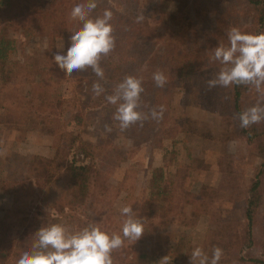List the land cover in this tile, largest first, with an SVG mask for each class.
<instances>
[{
    "label": "trees",
    "instance_id": "obj_1",
    "mask_svg": "<svg viewBox=\"0 0 264 264\" xmlns=\"http://www.w3.org/2000/svg\"><path fill=\"white\" fill-rule=\"evenodd\" d=\"M3 1L0 0V5H3ZM95 2L97 7L90 14L91 18L102 16L105 10L113 14L110 23L114 29L115 48L100 61L104 70L103 79L97 77L91 68L74 71L71 77H65L64 72L55 65L54 56L43 51L24 56V62L30 60L31 64L13 61L11 70L0 73V81L4 84L0 86V98H5L7 104L17 103L18 107H27V103L22 102L23 96H11L10 91L15 85L31 83L29 94L34 99L43 98L41 107H51L50 119L44 121L46 126L40 128L41 131L54 133L56 122H62V133L52 159L27 158L23 162V171L17 175L10 173L2 179V188L10 192L12 204L7 215L0 219V264H16L23 252L31 249L36 239L34 234L42 226L59 222L64 226V221H67L65 224H69L75 233L97 224L110 236L114 234L113 223L105 220L100 206L102 203L111 204L123 184L114 188L106 186L94 165L75 166L67 162L68 152L77 139L64 130L71 121L76 126H82L81 114H90L89 111L97 114L101 107H108L114 115L124 101L121 99L113 105L106 100V96L114 94L116 85L125 77L133 76L142 80L144 88L136 110L147 114L152 108L163 105L166 111L159 121L149 118L142 126L139 122L131 125L132 135L144 142H158V145L167 139L174 148L179 134L193 132L174 121V99L178 89L188 84L192 94L200 91L199 95L215 90V87L209 88L207 84L221 67L219 62L212 59L213 50L221 44L228 46V32L231 28L239 29L235 27L237 17L250 18V26L245 31L239 29L242 33H264V0H245L242 10L218 9L200 0ZM85 3L87 0H23L20 10L0 20V66L5 65L11 54L17 51V40L5 35L6 28L10 26L18 28L23 37L29 38L34 34L33 26L40 25V35L64 40L61 54L66 53L70 46V35L82 27L81 21L70 18L71 10ZM171 3L177 4V8L167 17L158 19L162 4ZM140 15L144 18L137 22ZM12 20L18 22L11 24ZM16 32L17 29L14 34ZM158 70L167 76L163 88L157 87L152 79ZM94 83H100L105 91L96 95L92 90ZM225 88L226 97L222 104L234 119L236 134L259 159L244 190L245 198L240 209L242 220H222L209 214L218 193L238 189L234 183L232 157L227 156L230 159L227 165L223 156L216 163L224 173L223 183L228 180L229 185L219 189L204 186L195 193L185 189V182L190 180L193 173L208 170L210 163L203 156H193L188 151L187 162L183 166L186 177L178 170L175 174L170 173L164 166L152 168L146 198L132 202L137 206L139 217L145 220L144 234L139 240L147 238L150 228L165 224L174 203L180 202L181 210L191 208L190 216L186 217L188 226L197 225L203 216L211 222L198 247H202L209 256L214 247L221 248L223 256L219 264H264L261 259H246L240 255L244 247L252 248L255 245L253 226L264 202V121L241 128L238 114L256 105L260 96L251 85ZM193 134L209 141L217 140L210 133ZM80 149L85 151L83 141H80ZM56 181L62 183L61 196L50 204L42 196ZM127 199L129 202L130 198ZM111 255L114 262L115 251Z\"/></svg>",
    "mask_w": 264,
    "mask_h": 264
},
{
    "label": "rangeland",
    "instance_id": "obj_2",
    "mask_svg": "<svg viewBox=\"0 0 264 264\" xmlns=\"http://www.w3.org/2000/svg\"><path fill=\"white\" fill-rule=\"evenodd\" d=\"M200 1L223 10H242L245 6V0ZM22 3L23 0H4L3 5H0V20L20 10ZM176 8L175 3L162 4V10L157 15L158 19L172 13ZM249 21V17H237L235 27L245 31L246 27L250 26ZM11 22L16 24L18 21ZM16 29L17 32L14 34ZM39 29L40 25L33 26L34 34L26 38L16 27L6 28L5 35L17 40V51L11 54L5 65L0 66L1 74L11 70L13 61L25 65L31 64L30 60L24 62L25 55L31 56L37 51H43L54 56L64 50L57 48L63 39H48L44 34L40 35ZM3 85L0 81V86ZM14 87L10 95L23 96L22 102L27 103V107H18L17 103L7 104L5 98H0V219L7 215L12 204L10 192L2 188L3 177L10 173L17 175L21 170L23 171L25 169L23 162L27 158L52 159L62 133V122H56L54 133L40 130L46 126L44 121L50 119L51 107H41L43 98L34 99V96L29 94L31 83ZM226 91L225 87L216 86L212 93L199 95L200 91H198L192 94L190 86L184 84L178 89L174 99L176 124L178 126L182 124L185 129L188 131L191 129L194 133H210L217 138L216 141H209L192 132V134H179L178 143L174 148L167 139L162 140L160 145L158 142L154 144L150 141L144 142L143 139L139 140L133 136L130 128L121 131L119 121L113 118L114 115L108 107H101L97 114L90 111V114H81L82 126H76L71 121L64 128L67 133H72L77 138L68 152L66 158L68 163H73L75 166L94 165L100 172L101 182L106 186L114 188L123 184L111 204L102 203L100 206L105 220L113 223L111 226L113 233L122 236L124 217L121 215V209L131 205L133 211L137 212V206L132 202L146 198L152 168L164 166L170 173L175 174L178 170L184 174V177L187 176L183 166L187 162L188 151L193 156H203L205 161L210 163L208 170L193 173L189 182H185V189L195 193L204 186L219 189L229 185L228 180L223 183L224 173L216 163L223 156L227 165L230 161L227 156L232 157L231 167L235 176L234 183L238 189L231 191L228 189L218 193L209 214L222 220H242L240 209L245 198L244 190L259 159L236 134L234 119L222 104L225 102ZM106 125L112 129L111 132L105 130ZM80 141H83L84 152L80 149ZM61 190L62 183L56 181L42 197L47 203L54 204L59 200ZM128 197L131 200L129 202H127ZM180 207L182 203L175 202L166 223L150 228L151 232L144 241L134 242L125 239L124 245L114 250L113 264H155V262L162 264L161 260L166 256L168 264H190L193 249L198 247L205 230L212 224L203 216L197 225L188 226L186 217L190 216L191 208L181 210ZM66 222L64 221L66 231L73 233L71 226L65 224ZM253 234L254 247H244L240 255L246 259L252 257L264 261V202L253 226Z\"/></svg>",
    "mask_w": 264,
    "mask_h": 264
},
{
    "label": "clouds",
    "instance_id": "obj_3",
    "mask_svg": "<svg viewBox=\"0 0 264 264\" xmlns=\"http://www.w3.org/2000/svg\"><path fill=\"white\" fill-rule=\"evenodd\" d=\"M96 7L95 0H87V3L78 4L71 10L70 18L81 21L82 27L70 35L66 53L57 52L53 57L65 77H71L74 71L91 68L97 77L104 78L100 61L115 48L114 29L110 23L113 14L105 10L102 16L91 18L90 14ZM143 18V15L138 16L137 22ZM228 41V46L221 44L213 50L212 59L221 67L207 84L209 88L241 84L255 87L260 99L256 105L238 114L240 127L247 128L264 121V33L245 34L231 28ZM57 48H64L63 40ZM152 79L160 88L167 82V76L160 70L153 74ZM92 90L96 95L105 91L100 83H94ZM143 92L142 80L127 76L116 85L114 94L106 96V100L113 105L121 99L124 101L113 117L119 121L121 131L138 122L142 126L149 118L156 121L163 118L166 111L163 105L152 108L147 114L136 110ZM105 130L112 131L107 125ZM121 215L124 217L122 236L115 233L110 236L97 224L75 233L67 232L59 223L42 226L34 234L36 239L31 249L24 251L16 264H113L111 253L121 248L125 239L136 242L144 234L145 220L133 211L131 205L123 207ZM222 256L223 250L219 247L212 249L211 256L202 247H196L191 253L190 264H219ZM161 261L168 264V257Z\"/></svg>",
    "mask_w": 264,
    "mask_h": 264
}]
</instances>
